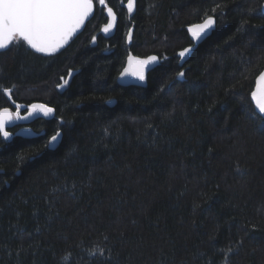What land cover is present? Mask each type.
<instances>
[{"label":"trees","instance_id":"1","mask_svg":"<svg viewBox=\"0 0 264 264\" xmlns=\"http://www.w3.org/2000/svg\"><path fill=\"white\" fill-rule=\"evenodd\" d=\"M126 1L105 0L110 38L93 0L59 51L0 50V109H54L32 138L0 136V264H264V123L250 101L264 0H135L131 15ZM205 14L216 25L194 47L187 27ZM129 52L159 59L144 87L116 82Z\"/></svg>","mask_w":264,"mask_h":264},{"label":"snow or ice","instance_id":"2","mask_svg":"<svg viewBox=\"0 0 264 264\" xmlns=\"http://www.w3.org/2000/svg\"><path fill=\"white\" fill-rule=\"evenodd\" d=\"M99 3L104 5L105 0H99ZM133 4L134 0H127V8L130 14L133 12ZM218 7L220 5L216 6V8ZM216 8H213L212 11L215 12ZM92 11L93 0H0V50L7 49L15 40L25 42L36 53L51 55L69 42ZM107 14L110 19L103 27L105 36L110 34L115 20L112 8H108ZM214 24V17L205 14L203 22L190 26L188 31L193 40L200 41L202 38H207ZM95 39L93 37L94 41ZM190 51V49L185 48L179 53V56L185 58ZM155 61H157L156 56L138 61L141 67L134 75L141 83L145 80L144 65ZM69 75L71 76L72 73L70 72ZM121 75L123 76V73ZM177 75L179 78H183L185 73L180 71ZM259 79L264 80V72H261ZM68 83V80H64L59 87L63 89ZM5 94H7V90ZM252 99L256 103L258 112V115L253 113L252 118L259 119L260 122L264 123V96L258 98L257 93L253 92ZM107 103L110 104L112 101L109 100ZM35 110L42 111L45 117L54 112L53 108L44 104H32L28 114L32 115ZM14 118L23 119L24 117H21L19 112H10L7 107L0 109V136L3 137L4 142L11 139L12 134L6 130V125L12 123ZM60 136L61 132H56L48 140L45 147L53 145ZM227 251L231 252L232 249L229 247Z\"/></svg>","mask_w":264,"mask_h":264},{"label":"water","instance_id":"3","mask_svg":"<svg viewBox=\"0 0 264 264\" xmlns=\"http://www.w3.org/2000/svg\"><path fill=\"white\" fill-rule=\"evenodd\" d=\"M99 6L101 8H103V11H104V15L106 17V23L104 25L107 24L108 20L110 19V17L108 16V6L106 4L104 5H101L99 3ZM125 7L128 11V8H127V2L125 3ZM93 9H94V5H93ZM113 10V9H112ZM135 11V0H134V4H133V12L134 13ZM129 12V11H128ZM131 13V14H132ZM113 14L115 16V20H114V26L110 32V34L108 36H105V33L103 31V27L104 25L101 26L100 28V34L104 37V38H110L112 37V35L114 34L115 32V29H116V23H117V16L115 14V12L113 11ZM93 16V11L92 13L89 14V16L85 19L84 23L81 25V27L77 30L76 33H74L73 37L74 38L86 25V23L92 18ZM215 20V19H214ZM203 21L199 22V23H202ZM198 24V23H196ZM196 24H193V25H190V26H194ZM215 25L216 23L214 24V27L213 29L210 30V34L211 32L214 30L215 28ZM189 26V27H190ZM187 27V34H188V37L190 39V41L193 43L194 47L198 46L200 43H202L206 38H202L200 41H196V40H193L192 38V35L191 33H189L188 31V28ZM209 34V35H210ZM207 35V37L209 36ZM71 40V39H70ZM69 40V41H70ZM190 49V53L192 52L193 48H188ZM181 52V51H180ZM177 53V55L179 56V53ZM190 53H187L185 58H181L180 56V62H183L184 60H186L189 56ZM152 56H155V55H152ZM151 57V56H150ZM157 57V56H156ZM144 60H147V59H144V58H140V57H137L135 55H133L131 52L128 53L127 57H126V61H125V64L123 66V68L121 69L120 73L118 74V76L116 77V82L120 85V86H123V87H128V86H136V87H144L146 85V76L147 74L154 68L158 65L159 63V59L157 58V61L155 62H150L149 64L147 65H144V75H145V80L143 83H141L139 81V79L137 78L136 75H134L135 72L139 71L140 69V64L138 63V61H144ZM261 72H264V69L261 71ZM261 72L256 76L255 80H254V84H253V89L250 93V101L253 105V108H254V111L258 114L257 110H256V103L255 101L252 99V93L253 92H256L257 93V97L260 98L261 96H264V80H260L259 77H260V74ZM123 73V76L121 75ZM7 97L10 98V95H9V91L7 90ZM114 101H112V103H108L109 105H112ZM33 104H41V103H33ZM32 105V104H31ZM30 105V106H31ZM29 106V108H30ZM46 106V105H45ZM9 109V108H8ZM10 112H12L10 109H9ZM16 113V112H15ZM29 109H28V112L24 115H22L21 117H24L23 119H15L13 120L12 123L6 125V130H9L11 128H13L14 126H16L17 124L18 125H22L23 127L19 128L17 130V132L15 133L16 136H20V137H23V138H32L33 135H34V132L32 131V129L27 126L28 124L32 123L34 120L36 119H50L53 115V113L48 116V117H45L43 115V112L40 111V110H35L33 111L32 115H29ZM11 133V132H10ZM12 134V133H11ZM13 136V134H12ZM12 136H11V139H12ZM2 137V136H1ZM3 139V137H2ZM11 139L7 142H10ZM59 141V139H58ZM58 141L55 142L53 145H51V147H55L57 144H58Z\"/></svg>","mask_w":264,"mask_h":264},{"label":"flooded vegetation","instance_id":"4","mask_svg":"<svg viewBox=\"0 0 264 264\" xmlns=\"http://www.w3.org/2000/svg\"><path fill=\"white\" fill-rule=\"evenodd\" d=\"M126 2H127V1H126ZM126 2H125V3H126ZM125 3H124V7H125ZM135 7H136V2H135ZM125 8H126V7H125ZM126 10H127V9H126ZM128 14L131 15L129 12H128ZM103 25H104V24H103ZM100 28H101V27H100ZM183 50H184V49H183ZM179 52H180V51H179ZM177 56H178V55H177ZM149 57H150V56H149ZM178 57H179V56H178ZM147 58H148V57H147ZM147 58H144V59H147ZM179 58H180V57H179ZM147 75H148V74H147ZM146 77H147V76H146ZM27 110H28V109H26L25 111H23V109H21L20 112H19V114L24 115V114L27 112ZM16 112H18V111H16ZM14 113H15V112H14ZM22 115H20V116H22ZM36 120H37V119H36ZM30 124H31V123H30ZM30 124H28L27 126H29ZM16 127H18V129H19V128L23 127V126L17 124V125L14 126L13 128L9 129V131L11 132V130H13V129L16 128ZM18 129H17V130H18ZM16 132H17V131H16Z\"/></svg>","mask_w":264,"mask_h":264},{"label":"bare ground","instance_id":"5","mask_svg":"<svg viewBox=\"0 0 264 264\" xmlns=\"http://www.w3.org/2000/svg\"><path fill=\"white\" fill-rule=\"evenodd\" d=\"M199 47H200V46H199ZM182 51H183V50H182ZM111 101H112V100H111ZM29 106H30V105H29ZM29 106H28V109H29ZM48 107H50V106H48ZM51 108H52V107H51ZM27 112H28V110H27ZM27 112H26V113H27ZM26 113H25V114H26ZM53 115H54V112H53ZM53 115H52V117H53ZM52 117H51V118H52ZM51 118H50V119H51ZM15 133H16V132H15ZM33 136H34V135H33ZM58 139H59V138H58ZM50 147H51V146H50ZM51 148H54V147H51Z\"/></svg>","mask_w":264,"mask_h":264},{"label":"rangeland","instance_id":"6","mask_svg":"<svg viewBox=\"0 0 264 264\" xmlns=\"http://www.w3.org/2000/svg\"><path fill=\"white\" fill-rule=\"evenodd\" d=\"M21 109H28V106L25 108H19L18 111L20 112ZM21 115V114H20Z\"/></svg>","mask_w":264,"mask_h":264}]
</instances>
